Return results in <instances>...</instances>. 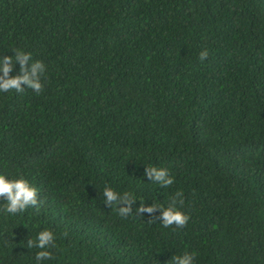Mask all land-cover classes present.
<instances>
[{
	"label": "trees",
	"instance_id": "trees-1",
	"mask_svg": "<svg viewBox=\"0 0 264 264\" xmlns=\"http://www.w3.org/2000/svg\"><path fill=\"white\" fill-rule=\"evenodd\" d=\"M13 49L46 71L39 95L0 92V174L42 203L0 210V264H38L27 240L45 229L56 247L40 264L185 251L264 264V0H0V57ZM146 165L174 183L149 181ZM106 185L134 195L129 216L104 203ZM177 191L184 228L137 214Z\"/></svg>",
	"mask_w": 264,
	"mask_h": 264
},
{
	"label": "clouds",
	"instance_id": "clouds-1",
	"mask_svg": "<svg viewBox=\"0 0 264 264\" xmlns=\"http://www.w3.org/2000/svg\"><path fill=\"white\" fill-rule=\"evenodd\" d=\"M14 50L13 56L3 55L0 57V92H9L15 90L22 93L25 88L32 89L39 95L43 89L42 77L45 74L46 66L40 60L32 61L31 53L22 50ZM209 53L207 49L199 53V59L203 62ZM19 63V74L10 75L15 63ZM144 175L149 181L159 185L161 188H167L174 183V178L169 174L167 168L147 166ZM104 203L111 208L116 207L118 214L126 218L133 211V205L136 203L134 195L130 192L118 193L110 186L103 189ZM0 198L6 203L2 210L5 214L16 215L24 212L30 207H35L39 211L42 201H38V192L36 187L32 186L28 180L23 177L16 179H6L5 175L0 174ZM184 193L177 191L173 195L171 202L167 207L161 204L152 203L149 205L140 204L136 208L138 215L149 214L155 220H159L165 228L172 227L182 229L186 226L189 216L181 210L178 205H183ZM159 213L157 216L156 213ZM67 233H65V236ZM55 236L51 230H42L35 239L27 240V247L40 249L35 255V259L40 264L41 261L53 259L52 252L49 249L56 247ZM195 256L193 253L185 251L182 255H174L170 264H194ZM168 261V262H169Z\"/></svg>",
	"mask_w": 264,
	"mask_h": 264
}]
</instances>
